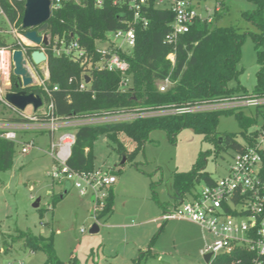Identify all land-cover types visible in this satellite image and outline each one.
I'll list each match as a JSON object with an SVG mask.
<instances>
[{
  "label": "trees",
  "instance_id": "16d2710c",
  "mask_svg": "<svg viewBox=\"0 0 264 264\" xmlns=\"http://www.w3.org/2000/svg\"><path fill=\"white\" fill-rule=\"evenodd\" d=\"M255 5L252 10L243 12V17L252 22L257 30L245 31L235 26H222L218 22L228 11L225 0H220L222 10L215 11L211 22L198 19L190 32L182 36L177 49L175 65L168 58L173 51L172 45L165 38L171 30L175 13L169 9L153 8L150 23L146 28L137 27V43L127 56L130 62L129 75L131 85L123 89V74L120 71L90 69L91 82L86 90L80 85L83 81L85 67L69 58L57 56L48 47L52 100L55 113L60 118L92 116L98 113L119 110H134L139 107H160L209 100L215 97L235 93H249L240 82L243 69L239 67L242 59V47L248 37L252 36L257 49V84L254 92L264 94V0H248ZM11 19L16 13L2 0ZM87 6L65 3L53 9L47 31L52 37H65L68 41L76 38L85 45L89 52H95L96 41L104 40L107 33L120 28H128L125 23L129 12L106 0L102 7L95 6V0H87ZM22 19L24 3L18 2ZM2 44V43H1ZM95 60L99 55H94ZM173 85L167 91H161L159 84L167 77ZM15 81L17 77L14 76ZM236 81V83H234ZM58 86L57 90L54 87ZM15 90L18 89L15 83ZM28 92L42 94L40 87H30ZM48 98V97H47ZM235 114L242 131L239 133L220 134L217 127L220 117ZM11 120L17 121L18 118ZM256 117L247 116L244 111L215 110L186 114H169L139 117L131 121L80 126L72 155L68 160L71 169L77 172L92 171L95 165V142L101 135H107L119 142V151L125 154L126 147L116 139L119 132H125L137 142V149L144 146L150 133L164 130L170 141L175 143L184 129L190 128L195 133L203 134L205 140L214 145L216 156L222 151L242 150L245 142L250 140L248 133L257 124ZM136 149V150H137ZM136 152V151H135ZM136 154V153H135ZM211 151L200 152L198 159L188 171L173 173L174 201L172 204L159 200L151 183L153 199L164 210L180 204L188 194H193L199 185H212L215 178L207 170V157ZM16 157V142L0 136V172L10 170ZM264 178V166H263ZM69 190V185L66 186ZM114 193H108L104 212L111 214L114 205ZM59 200L55 199L54 204ZM157 236L153 237L152 242ZM13 242H22L32 252L43 251L47 259L43 264H65L55 248L54 231L46 236L29 230H17ZM252 254L241 249L227 256H220L212 264H251Z\"/></svg>",
  "mask_w": 264,
  "mask_h": 264
},
{
  "label": "rangeland",
  "instance_id": "374dc122",
  "mask_svg": "<svg viewBox=\"0 0 264 264\" xmlns=\"http://www.w3.org/2000/svg\"><path fill=\"white\" fill-rule=\"evenodd\" d=\"M219 2L200 0V9L204 12L207 6L212 9L219 6L221 11ZM225 2L229 8L219 25L235 26L240 32L257 30L243 17L244 11L255 8L252 2ZM214 15L215 12L212 17ZM8 41L12 38L8 37ZM257 58L255 42L248 35L239 67L243 69L240 82L249 92H254L257 84L260 68ZM27 111L32 113L33 108L28 107ZM243 111L261 122L254 109ZM14 117L10 109L0 104V124L11 123ZM78 127L71 130L76 132ZM217 131L220 134L239 133L242 128L235 114H231L220 117ZM18 136L20 141L34 140L41 149L23 153L22 144L17 143L12 168L0 172V264L19 260L23 264H43L46 261L45 252H32L22 242L12 241L17 230L46 236L54 231L55 248L65 264H208L202 250L212 241V235L187 220H161L164 209L153 199L151 183L155 185L159 200L172 204L175 171L190 170L200 152L210 150L207 170L214 178H221L228 172L234 151H222L216 156L214 145L190 128L180 132L175 143L164 130H154L139 149L133 138L119 132L116 139L126 147L125 154L118 150L119 142L101 135L95 142V165L117 177L115 184L102 190L106 193L112 190L115 196L113 212L107 214L104 207L108 195L103 201L99 199L94 203L91 193L82 195L72 185L58 184L48 175L52 168V159L44 151L50 141L48 133L31 129ZM67 185L70 191L61 199ZM39 198L40 206L35 207ZM94 224L100 227L97 233H91Z\"/></svg>",
  "mask_w": 264,
  "mask_h": 264
},
{
  "label": "built area",
  "instance_id": "2783aa9c",
  "mask_svg": "<svg viewBox=\"0 0 264 264\" xmlns=\"http://www.w3.org/2000/svg\"><path fill=\"white\" fill-rule=\"evenodd\" d=\"M9 8L15 11V19H11L2 0H0V104L10 109L19 120L0 124V136L22 144V152L30 153L38 148L34 140L20 141L21 132L31 129L48 133L50 141L44 151L52 159V168L48 175L58 184H69L77 188L82 195L92 194L94 203L106 198L108 193L102 192L105 187L117 182L116 175L95 168L92 171L77 172L70 168L68 160L72 155V147L76 141V132L69 130L75 126L131 121L139 117H150L169 114H186L201 111L235 110L243 111L252 108L261 119L255 128L248 133L250 140L245 142L240 151H236L228 172L221 178H215L212 185L204 184L193 194L182 199L179 205L164 210L161 220H187L197 224L204 232L212 235L202 250V255L210 253L212 262L220 256H227L245 249L252 254L251 264H264V94L255 92L235 93L215 97L209 100L186 103L185 105L139 107L134 110L108 111L86 117L60 118L55 113L52 100V89L49 86L50 69L47 48L57 56H68L85 67L83 81L80 85L86 90L90 83V69L120 71L123 74L122 88L131 85L129 75L130 62L128 54L137 43V27L146 28L150 23V12L153 8L169 9L175 13L171 30L166 35V42L172 45L173 51L168 58L175 65L177 49L181 38L190 32L192 25L198 20H213L212 13L220 7L200 9V0H113L115 5L125 8L130 18L125 22L128 28H120L107 33L104 40H97L95 52L91 53L78 39L68 41L65 37H52L48 34L49 44H37L26 37L23 27L22 12L18 2L26 0H5ZM106 0H95L97 7H102ZM51 9L65 3L87 6V0H51ZM8 37L12 41H8ZM2 43V44H1ZM22 50L26 59V67L33 77L30 86L23 84L17 90L13 88L19 82L14 74L13 53ZM35 50L44 51L47 58L36 64L32 58ZM99 59L95 60L94 55ZM14 76L17 77L15 81ZM130 83V84H129ZM167 77L160 84L161 91H167L173 85ZM40 87L43 100L42 106L35 109L29 104L21 110L8 99L10 92L27 91L30 87ZM58 86L54 87L57 90ZM28 92V91H27ZM30 93V92H28ZM34 93V92H33ZM37 94V93H35ZM48 97V98H47ZM32 107L33 112L27 108ZM78 127V128H79ZM66 129L64 132L61 130ZM103 201V199H102ZM104 203V202H103ZM102 203V204H103ZM7 264H23V261L8 262Z\"/></svg>",
  "mask_w": 264,
  "mask_h": 264
},
{
  "label": "water",
  "instance_id": "95a60500",
  "mask_svg": "<svg viewBox=\"0 0 264 264\" xmlns=\"http://www.w3.org/2000/svg\"><path fill=\"white\" fill-rule=\"evenodd\" d=\"M51 4V0H26L23 15V27L27 29L26 37L37 44H49L47 31L49 29V20L52 16ZM32 58L36 64H39L45 61L47 56L44 51L35 50L32 53ZM13 61V72L19 79V82L16 83V87H20L21 84L25 86L32 85L34 80L30 71L26 67V59L22 50L18 49L14 51ZM86 82H91V77L89 75L86 76ZM7 99L21 110L25 109L29 104H33L35 109H38L43 104L42 97L39 94L33 92L28 93L25 90L10 92L7 94ZM40 202L41 199H37L34 206L39 207ZM99 231V225L94 224L91 228V233H97ZM211 256L212 254L210 253L204 256V259L208 264H210Z\"/></svg>",
  "mask_w": 264,
  "mask_h": 264
},
{
  "label": "crops",
  "instance_id": "0c3cea01",
  "mask_svg": "<svg viewBox=\"0 0 264 264\" xmlns=\"http://www.w3.org/2000/svg\"><path fill=\"white\" fill-rule=\"evenodd\" d=\"M69 130H71V129H69ZM50 138V137H49ZM36 149H41L39 146H38V148H36ZM96 168H98L97 166H96ZM115 184V183H114ZM68 193H69V191H67L66 189H65V192H63V194L61 193V199H64L67 195H68ZM41 203V202H40ZM159 219V218H158ZM157 219V220H158ZM156 220V219H155Z\"/></svg>",
  "mask_w": 264,
  "mask_h": 264
}]
</instances>
